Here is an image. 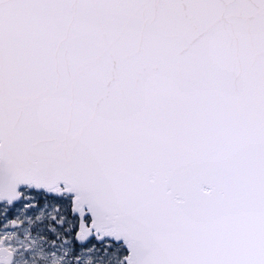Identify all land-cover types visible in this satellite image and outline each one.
Instances as JSON below:
<instances>
[{
	"label": "water",
	"instance_id": "1",
	"mask_svg": "<svg viewBox=\"0 0 264 264\" xmlns=\"http://www.w3.org/2000/svg\"><path fill=\"white\" fill-rule=\"evenodd\" d=\"M59 186L126 264H264V0H0V200Z\"/></svg>",
	"mask_w": 264,
	"mask_h": 264
},
{
	"label": "rangeland",
	"instance_id": "2",
	"mask_svg": "<svg viewBox=\"0 0 264 264\" xmlns=\"http://www.w3.org/2000/svg\"><path fill=\"white\" fill-rule=\"evenodd\" d=\"M64 191V187H56L55 192L62 198L52 203V200L33 193L31 188H22L19 203L11 212L22 222L17 227L11 225V214L7 212L9 205L3 202L0 240L14 252L12 264H123L126 257L116 248L107 251L95 245L77 243L74 224L68 220Z\"/></svg>",
	"mask_w": 264,
	"mask_h": 264
},
{
	"label": "trees",
	"instance_id": "3",
	"mask_svg": "<svg viewBox=\"0 0 264 264\" xmlns=\"http://www.w3.org/2000/svg\"><path fill=\"white\" fill-rule=\"evenodd\" d=\"M89 244L95 245V247H97L98 249L107 250V251H111L113 248H116L118 250V252H120L119 254L122 255L123 257H125L127 254L126 249L122 243L115 244L112 241L105 240V241L98 244V242H96V240L94 238H92L91 241L89 242ZM123 264H125L124 259H123Z\"/></svg>",
	"mask_w": 264,
	"mask_h": 264
},
{
	"label": "flooded vegetation",
	"instance_id": "4",
	"mask_svg": "<svg viewBox=\"0 0 264 264\" xmlns=\"http://www.w3.org/2000/svg\"><path fill=\"white\" fill-rule=\"evenodd\" d=\"M56 194H57V193H55V194H51V196H57ZM40 195L44 197L43 193H40ZM58 195H59V194H58ZM59 196H60V195H59ZM18 203H19V201H17L16 203H14V205L8 206V210H7V212L11 214V220H15V222L19 223V225H20L22 222L17 221V220L13 217V215H12V213H11L12 210H13V207L16 206ZM0 221H1V219H0Z\"/></svg>",
	"mask_w": 264,
	"mask_h": 264
}]
</instances>
